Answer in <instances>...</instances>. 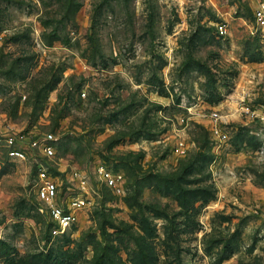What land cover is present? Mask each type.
<instances>
[{
    "label": "rangeland",
    "instance_id": "1",
    "mask_svg": "<svg viewBox=\"0 0 264 264\" xmlns=\"http://www.w3.org/2000/svg\"><path fill=\"white\" fill-rule=\"evenodd\" d=\"M10 133H53L55 157L11 158ZM38 163L90 178L94 204L66 234L36 210ZM0 264H264L251 2L0 0Z\"/></svg>",
    "mask_w": 264,
    "mask_h": 264
},
{
    "label": "built area",
    "instance_id": "2",
    "mask_svg": "<svg viewBox=\"0 0 264 264\" xmlns=\"http://www.w3.org/2000/svg\"><path fill=\"white\" fill-rule=\"evenodd\" d=\"M246 1L252 4L257 30L264 33V0ZM215 27L219 36L228 35L225 23H216ZM215 132L218 134L219 130L216 129ZM55 139L53 133H10L3 136L8 155L18 161L27 160L28 149L53 159L56 155ZM37 167V178L34 182L36 210L50 226L52 236L66 234L78 222L81 212L94 204V190L90 185V178L87 172L80 168L72 169L68 173L59 169L55 174L41 163H38ZM95 174L100 182L114 193L125 190L126 179L123 173L114 172L103 164H98Z\"/></svg>",
    "mask_w": 264,
    "mask_h": 264
}]
</instances>
